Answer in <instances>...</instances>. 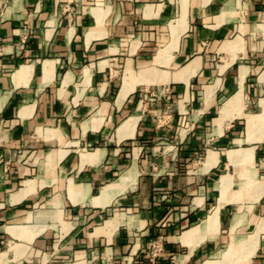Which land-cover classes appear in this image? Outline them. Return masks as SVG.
Listing matches in <instances>:
<instances>
[{"label":"crops","instance_id":"1","mask_svg":"<svg viewBox=\"0 0 264 264\" xmlns=\"http://www.w3.org/2000/svg\"><path fill=\"white\" fill-rule=\"evenodd\" d=\"M262 102L264 0H0V264L264 262Z\"/></svg>","mask_w":264,"mask_h":264},{"label":"rangeland","instance_id":"2","mask_svg":"<svg viewBox=\"0 0 264 264\" xmlns=\"http://www.w3.org/2000/svg\"><path fill=\"white\" fill-rule=\"evenodd\" d=\"M185 122L187 123V122H190V121H189L188 119H185V120H184V125H183L182 127L185 126V124H186ZM209 126L211 127V125H209ZM207 131H208V132H211L212 130L209 129V130H207ZM211 145H212V141H210L209 143H207V144H206V147L209 148V147H211ZM204 155H205V154H204ZM204 155H203V154H202V155H199V157H198L199 159H198V160H201V159L204 157ZM236 180H238V176H235V181H236ZM237 189H238V188H235V189L232 190V191H235V190H237ZM227 242H228V240L226 239L225 242H224V244H223V246H221L220 248L226 249V247H227V245H228V243H229V242H228V243H227ZM224 246H225V247H224ZM244 259H245V258H244ZM247 260H248V259H245V261L243 260V263H246ZM249 260H250V259H249ZM252 260H253L254 264H264V262L262 261V257H259V256H258V257H253Z\"/></svg>","mask_w":264,"mask_h":264},{"label":"bare ground","instance_id":"3","mask_svg":"<svg viewBox=\"0 0 264 264\" xmlns=\"http://www.w3.org/2000/svg\"><path fill=\"white\" fill-rule=\"evenodd\" d=\"M264 107V102H262ZM264 122V111L259 114L257 117H254L253 119L249 120L247 124V132L251 131V129L255 126L256 123Z\"/></svg>","mask_w":264,"mask_h":264}]
</instances>
